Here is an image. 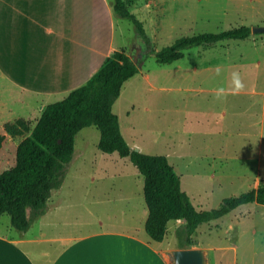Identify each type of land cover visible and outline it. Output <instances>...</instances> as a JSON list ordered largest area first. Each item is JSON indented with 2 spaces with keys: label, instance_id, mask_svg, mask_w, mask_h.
I'll list each match as a JSON object with an SVG mask.
<instances>
[{
  "label": "rangeland",
  "instance_id": "obj_1",
  "mask_svg": "<svg viewBox=\"0 0 264 264\" xmlns=\"http://www.w3.org/2000/svg\"><path fill=\"white\" fill-rule=\"evenodd\" d=\"M126 1L138 14L148 7L156 50L185 36L264 27V0ZM116 43L133 58L139 51L137 62L145 55L143 40L130 19L118 16ZM141 64L113 106L129 144L147 154L166 155L197 210L217 208L226 197L256 189L264 181V32L251 33L245 40L189 48L182 59L170 64L159 63L154 55ZM234 72L245 86L239 94L232 93ZM2 87L9 85L0 82V134L6 135L0 172L16 165L19 143L32 135L41 117L35 107L41 101L34 95L10 87L1 93ZM219 88L225 95L217 99ZM18 120L25 122L26 130L12 136L6 125L21 128ZM100 137L95 126L76 135L75 154L60 188L64 202L59 215L67 217V225L59 230L71 231L72 215L75 224H128L144 232L145 179L129 158L102 152ZM89 190L90 211L80 205L71 208ZM98 200L103 204H97ZM0 217L4 223L0 230L6 232L10 216ZM165 244L178 247L172 229ZM191 247L204 250L208 264H264V205L244 204L201 225Z\"/></svg>",
  "mask_w": 264,
  "mask_h": 264
},
{
  "label": "crops",
  "instance_id": "obj_2",
  "mask_svg": "<svg viewBox=\"0 0 264 264\" xmlns=\"http://www.w3.org/2000/svg\"><path fill=\"white\" fill-rule=\"evenodd\" d=\"M117 20L113 0H0V82L34 95L41 101L35 107L42 115L52 99H65L120 51ZM9 87H2L1 93ZM60 190H53L44 214L28 231H15L9 223L6 232L0 230V264H172L167 253L179 247L165 240L183 220L169 223L162 242L134 225L106 227L98 222L93 227L73 223L72 215L71 231L59 230L67 225V217L59 215L64 202ZM80 198L71 208L80 205L89 212L91 191Z\"/></svg>",
  "mask_w": 264,
  "mask_h": 264
},
{
  "label": "trees",
  "instance_id": "obj_3",
  "mask_svg": "<svg viewBox=\"0 0 264 264\" xmlns=\"http://www.w3.org/2000/svg\"><path fill=\"white\" fill-rule=\"evenodd\" d=\"M145 6L142 13L130 10L126 0H114L113 10L130 19L142 40L145 55L138 61L128 53L116 51L89 81L74 89L65 99L47 105L36 123L32 135L23 139L16 153V165L0 172V215L8 214L19 231H28L44 214L53 190L61 188L66 167L75 153L76 135L86 127L95 126L101 132L99 148L106 154L117 152L136 166L144 177V195L149 215L145 229L151 239L162 242L171 221L183 220L175 235L179 248H190L197 229L220 219L244 204L264 205V181L256 189L224 198L217 208L197 210L181 178L166 155H152L135 150L124 136L119 116L113 106L124 84L139 73V63L154 55L161 64H170L185 56V50L209 46L226 40H245L250 26H240L220 32H204L181 37L171 45L156 50L151 19ZM6 125L12 135L26 130ZM25 126V127H24ZM6 135L0 134V150Z\"/></svg>",
  "mask_w": 264,
  "mask_h": 264
},
{
  "label": "water",
  "instance_id": "obj_4",
  "mask_svg": "<svg viewBox=\"0 0 264 264\" xmlns=\"http://www.w3.org/2000/svg\"><path fill=\"white\" fill-rule=\"evenodd\" d=\"M252 33H261L264 32L263 26H254ZM139 51L134 58V61L137 62L139 58ZM142 64L139 66L141 67ZM135 150H139L136 148ZM186 222L185 219H183ZM167 257L172 264H208L207 253L200 248H179L174 250L172 253H167Z\"/></svg>",
  "mask_w": 264,
  "mask_h": 264
},
{
  "label": "clouds",
  "instance_id": "obj_5",
  "mask_svg": "<svg viewBox=\"0 0 264 264\" xmlns=\"http://www.w3.org/2000/svg\"><path fill=\"white\" fill-rule=\"evenodd\" d=\"M219 72H220V66H217V74H219ZM232 82L234 85V88L232 89L233 94H239L244 90L245 86L238 72H234L232 74ZM216 93H217V99H220L222 96L225 95V90L223 88H219L216 90Z\"/></svg>",
  "mask_w": 264,
  "mask_h": 264
}]
</instances>
